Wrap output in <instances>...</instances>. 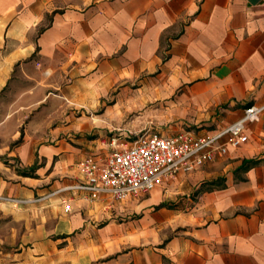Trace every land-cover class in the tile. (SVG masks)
<instances>
[{"label":"crops","instance_id":"obj_1","mask_svg":"<svg viewBox=\"0 0 264 264\" xmlns=\"http://www.w3.org/2000/svg\"><path fill=\"white\" fill-rule=\"evenodd\" d=\"M138 60L209 106L216 127L188 131L214 133L264 103V0H0V96L27 83L0 113V264H264V113L246 144L140 196L62 190L114 138L185 131L84 135Z\"/></svg>","mask_w":264,"mask_h":264},{"label":"built area","instance_id":"obj_2","mask_svg":"<svg viewBox=\"0 0 264 264\" xmlns=\"http://www.w3.org/2000/svg\"><path fill=\"white\" fill-rule=\"evenodd\" d=\"M263 113L264 103L247 105L238 120L203 135L188 130L175 135L146 130L131 140L114 138L104 158L96 154L83 157L78 163V182L62 190L78 191L89 200L108 195L116 201L149 192L172 175L192 172L246 144L248 125Z\"/></svg>","mask_w":264,"mask_h":264},{"label":"rangeland","instance_id":"obj_3","mask_svg":"<svg viewBox=\"0 0 264 264\" xmlns=\"http://www.w3.org/2000/svg\"><path fill=\"white\" fill-rule=\"evenodd\" d=\"M166 47L167 44L158 51L163 60L168 57ZM124 52L120 50L110 57L123 56ZM118 70L116 78L111 82L108 97L102 100V106L96 113L87 114L99 123L98 128L84 132L89 139L107 140L112 133L126 132L132 135L145 128L203 132L216 127V123L209 125V106H195L190 99H181L178 91L171 92L172 83L154 81L153 75L150 81H145L147 72L142 70L139 60L134 63L133 71L126 72L122 68ZM26 87V82L8 87L0 96V113L7 111L18 90ZM203 187L209 188L206 184ZM190 198L195 199L193 194Z\"/></svg>","mask_w":264,"mask_h":264}]
</instances>
